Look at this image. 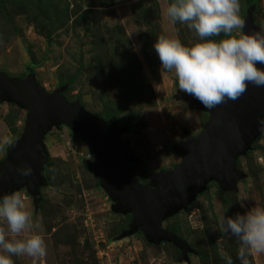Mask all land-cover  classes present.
I'll return each instance as SVG.
<instances>
[{
	"label": "rangeland",
	"instance_id": "obj_1",
	"mask_svg": "<svg viewBox=\"0 0 264 264\" xmlns=\"http://www.w3.org/2000/svg\"><path fill=\"white\" fill-rule=\"evenodd\" d=\"M4 1L6 5L0 7L1 71L21 78L31 71L48 91L64 80L67 99H78L97 117L109 111L121 123L128 122L121 137L142 160L132 167L142 184L150 174L180 160L172 144L183 139L185 132L196 135L207 115L176 97L178 79L174 71L161 67L154 48L161 35L178 38L185 45L198 39L186 25L173 23L166 15L173 0ZM26 1L29 5L23 7ZM250 5H254V21L264 24V0H240L241 18ZM41 8L50 17L49 30L36 23ZM239 33L241 29L234 30ZM25 114L17 105L0 101V144L5 138L19 137ZM44 144L48 179L39 187L38 202L25 188L15 191L23 195L33 219L42 221L37 231L45 240L47 255L36 264H204L199 251H207L213 239L219 252L234 255L240 246L236 237L220 230L223 216L264 207L263 134L237 161V168L247 174L237 183V192L223 194L216 182H209L187 209L163 220L165 227L169 222L179 225L177 237L195 251L185 260L167 241L155 245L140 230L126 233L131 216L111 209L112 200L85 164L93 160L92 152L78 133L61 124L45 135ZM8 147L0 148V163ZM252 162L257 173L250 170ZM245 194L249 197L242 207L239 199ZM0 225L6 227L2 221ZM13 260L14 264H33L27 256ZM249 260L264 264V253ZM233 262L240 264L238 258Z\"/></svg>",
	"mask_w": 264,
	"mask_h": 264
},
{
	"label": "water",
	"instance_id": "obj_2",
	"mask_svg": "<svg viewBox=\"0 0 264 264\" xmlns=\"http://www.w3.org/2000/svg\"><path fill=\"white\" fill-rule=\"evenodd\" d=\"M253 9L254 5L248 7L241 33L264 31V24L254 21ZM257 67L264 70V64ZM66 87L67 83H63L48 91L31 71L21 78L0 70V101L13 103L26 112L21 134L0 163V197L25 188L38 202L39 187L46 184L44 137L52 127L65 124L91 150L93 160L85 164L112 200L111 209L130 214L126 233L140 230L155 245L171 242L187 260V254L195 251L163 226V220L187 209L209 182H216L222 191H238L237 183L247 174L237 168V159L245 156L264 132L258 127V120L264 117V87L249 84L238 100L211 110L179 90L176 97L206 112L207 118L196 135L185 132L183 139L172 144L179 162L150 174L146 184L139 182L132 171V164L142 160L121 139L128 126L117 125L114 118L104 120L89 113L78 99L65 97ZM29 166L31 175L22 176L18 169Z\"/></svg>",
	"mask_w": 264,
	"mask_h": 264
},
{
	"label": "clouds",
	"instance_id": "obj_3",
	"mask_svg": "<svg viewBox=\"0 0 264 264\" xmlns=\"http://www.w3.org/2000/svg\"><path fill=\"white\" fill-rule=\"evenodd\" d=\"M239 13L240 0H173L166 15L173 23L186 25L198 39L185 45L178 38L161 35L154 43L161 67L174 71L179 90L194 96L209 110L238 100L249 84L264 87V70L257 67L264 64V31L234 34L246 23ZM258 127L264 130V117L258 120ZM4 145L13 146L14 140L5 138L0 148ZM18 171L27 177L32 168ZM248 197L245 194L239 199L242 207ZM0 221L6 224L0 225V264H14L13 257L21 256L32 258L36 264L46 257L47 245L37 231L42 221L33 219L21 193L0 197ZM220 230L238 239L240 264H250V256L264 253V207H253L235 217L223 216ZM220 255L226 264H234L222 249Z\"/></svg>",
	"mask_w": 264,
	"mask_h": 264
},
{
	"label": "trees",
	"instance_id": "obj_4",
	"mask_svg": "<svg viewBox=\"0 0 264 264\" xmlns=\"http://www.w3.org/2000/svg\"><path fill=\"white\" fill-rule=\"evenodd\" d=\"M26 4H23L22 6L23 7H26V6H28L29 4H27V1L25 2ZM254 3V2H253ZM6 4H5V1L4 0H0V7H2V6H5ZM40 10H43L41 13H40V18L36 21V23H40V25L41 26H44V28L45 29H47V30H49L50 29V26H51V20H50V17H48V14H47V12H46V10L45 9H43V8H41ZM219 39V38H218ZM27 70H29V67L27 68ZM70 79H72V77L70 78ZM70 79L69 80H67V82H70ZM61 82V84H63L64 83V80H62V81H60ZM205 114V116L207 115V113L205 112L204 113ZM101 116V118H103L104 120H108L109 118H114L115 119V121H116V124L117 125H119V126H123V125H126V124H129L128 122H123V123H121L120 121H119V117H118V115H116V114H114V113H112V112H109V111H107L106 112V114L105 115H100ZM131 129H133V126L131 127ZM72 133H74V132H72ZM264 134V132L261 134V135H259L256 139H255V141L259 138V137H261L262 135ZM254 141V142H255ZM253 142V143H254ZM251 150H248L247 151V154L250 152ZM47 158H48V156L46 157V160H47ZM238 161V160H237ZM253 163V162H252ZM47 164H48V160L46 161V164H45V166H44V176H45V179L47 180L48 179V172H47ZM253 165H254V167H255V169H254V167H253ZM253 165H251V171L252 172H256L257 173V169H258V167H257V165L255 164V163H253ZM220 192H222L223 194H229L230 192H226V191H222V190H220ZM193 203V202H192ZM191 203V204H192ZM41 210L42 211H44V209H42V206H41ZM45 210H47L46 208H45ZM47 215V212H45V216ZM176 215V214H175ZM174 215V216H175ZM174 216H170V217H174ZM169 218V217H168ZM168 218H166V219H168ZM165 219V220H166ZM126 223H127V221H125ZM126 223H125V226H126ZM179 225H177L175 222L174 223H172V222H169L167 225H166V227L168 228V229H170L171 231H172V233L175 235V236H179L180 234L178 233V231H179V227H178ZM205 227H206V225H205ZM207 228V227H206ZM206 228H204L205 229V231H206ZM209 232V231H208ZM209 234V233H208ZM69 237V239H68V241L71 243L72 242V240H71V238H70V236H68ZM181 238V237H180ZM169 244H171V242H168ZM240 245V244H239ZM171 246L175 249L174 251H178V249L177 248H175L172 244H171ZM226 251V250H225ZM227 253V255L228 256H230L231 258H232V260H234V259H236L237 258V252L233 255L231 252H226ZM199 258H200V260L205 264L207 261H208V263H210V264H215V263H217V264H221V263H225L226 264V260L224 259V258H222L221 257V255H220V252H219V250H218V247H217V245H216V243H215V240L213 239L212 241H211V243H209V245H208V248H207V251H205L204 249H202L201 248V250L199 251ZM210 259V260H209Z\"/></svg>",
	"mask_w": 264,
	"mask_h": 264
},
{
	"label": "flooded vegetation",
	"instance_id": "obj_5",
	"mask_svg": "<svg viewBox=\"0 0 264 264\" xmlns=\"http://www.w3.org/2000/svg\"><path fill=\"white\" fill-rule=\"evenodd\" d=\"M121 138H122V137H121ZM177 155H178V154H177ZM178 158H179V155H178ZM178 162H179V161H178ZM178 162H176L175 164L173 163L172 166H175ZM172 166H171V167H172ZM132 167H133V164H132ZM171 167H170V168H171ZM200 195H201V193H200L198 196H200ZM198 196H197V197H198Z\"/></svg>",
	"mask_w": 264,
	"mask_h": 264
}]
</instances>
